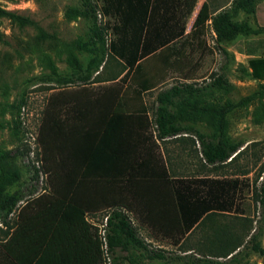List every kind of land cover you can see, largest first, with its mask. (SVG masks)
<instances>
[{
	"label": "trees",
	"instance_id": "1",
	"mask_svg": "<svg viewBox=\"0 0 264 264\" xmlns=\"http://www.w3.org/2000/svg\"><path fill=\"white\" fill-rule=\"evenodd\" d=\"M257 1L204 0L186 32L185 19L196 0H100V13L114 18L108 43L104 30L96 24L97 7L91 0H83V8L66 9L68 18L82 16L92 22L90 43L77 39L72 46L92 53L107 46L122 70L109 79L118 85L83 96L61 97L60 105L40 127L44 161L52 162L47 166L52 191L27 200L11 222L3 221L9 226L4 246L14 264H102L101 236L86 219L102 209H108L103 230L110 264L120 260L155 264L136 256L143 252L148 260L165 258L162 250L149 248L132 218L149 234L176 244L179 232H191L203 215L236 206L238 178L173 174L162 146L171 188L164 190L153 178L161 172L155 151L141 149L138 130L147 127L150 135L152 126L161 144L171 138H191L193 151L202 161L200 172L205 166L237 157L240 143L229 134L228 114L254 100L255 92L237 101L210 99L215 90L232 88L222 74L204 85L194 81L172 84L157 92L150 120L144 93L162 84L171 72L185 80L195 78L200 64L190 53L205 47L201 36L208 24L222 51V43L254 32L233 16L239 11L253 13ZM2 17L32 23L0 5ZM259 48H264V37L249 40L246 52L253 55ZM71 61L77 64L74 55ZM92 62L99 66L101 60L93 58ZM248 64L253 77H264V58L251 57ZM135 115L143 118L133 119ZM198 121L211 132L195 128L192 123ZM12 157L10 151L0 150V209L7 214L19 200L16 193L5 192L7 185L20 178ZM253 196L264 204V177L254 187ZM251 246L264 257L259 243Z\"/></svg>",
	"mask_w": 264,
	"mask_h": 264
},
{
	"label": "rangeland",
	"instance_id": "2",
	"mask_svg": "<svg viewBox=\"0 0 264 264\" xmlns=\"http://www.w3.org/2000/svg\"><path fill=\"white\" fill-rule=\"evenodd\" d=\"M203 1L196 0L185 19L186 32L190 31ZM82 2L83 0H0V5L5 9L32 21L27 23L0 18V150L12 153V161L20 171L19 180L5 188L7 194L19 195V200L8 214L0 209L2 224L5 220L11 222L17 210L27 200L52 191L50 169H47L52 162L44 161L39 131L52 110L60 105L58 100L118 85V82L109 79L120 74L122 64L108 54L107 46L95 49L93 53L72 46L77 39L89 43L92 40V22L89 18L65 16V11L70 6L83 8ZM91 2L97 7L96 24L104 30L108 43L114 18L100 13V0ZM233 20L247 23L254 32L239 34L222 43V51L216 46L215 34L208 24L201 36L205 47H197L190 53L191 58L200 64L195 78L185 80L179 73L171 72L162 84L144 93V100L152 115L159 90L184 81L204 85L219 74L226 77L232 88L227 92L215 90L210 99L237 101L256 93L254 100L246 106L234 108L228 114L229 134L234 141L240 143V152L234 160L212 167L205 166L203 172H200L199 165L202 161L193 151L191 138H171L162 142L173 174L238 178L240 183L236 206L230 211L207 215L206 221H216L218 228H213L215 226L212 224L208 227L204 224L205 221L201 222L186 236L181 246L171 239H160L164 246L158 247L162 242L151 241L146 229L139 227L144 241L153 249H162L165 256L164 259L148 260L143 252L141 255L136 252V256L145 263L213 264L214 256L221 254L224 258L230 256L229 261L235 263L250 264V257L254 256L253 263L264 264V257L251 246L253 242H257L264 249V204L255 201L253 196L254 187L264 177V88L260 85L264 84V77H253L248 64L251 57L264 58V48H259L253 55L246 52L249 40L264 37V0L256 2L253 13L239 11L233 16ZM72 55L77 59V64L71 61ZM93 58L101 60L99 66H95ZM192 125L205 133L211 132L203 122L198 121ZM195 145L197 146L196 143ZM107 212L108 209H102L87 215L89 221L97 227L98 233L102 232ZM215 231L219 234L216 236V243L212 239ZM215 246L219 249L215 250ZM187 247L192 251L183 254V249ZM110 263V256L104 253L102 264ZM116 264L129 263L120 260Z\"/></svg>",
	"mask_w": 264,
	"mask_h": 264
},
{
	"label": "crops",
	"instance_id": "3",
	"mask_svg": "<svg viewBox=\"0 0 264 264\" xmlns=\"http://www.w3.org/2000/svg\"><path fill=\"white\" fill-rule=\"evenodd\" d=\"M150 114L148 115L149 117V120H150ZM133 119H142L143 116H139V115H135L134 117H132ZM150 135L149 133L147 132L146 129H139L138 130V136H139V139L140 140V146H141V149L144 150V152H146V149L145 148H148L151 153L155 151V154L157 156V165L159 167V170L161 171L159 175H156L154 176V180L157 182V184H159L158 182H160L162 184V186L164 187V190H168V189H171L170 186L168 185V180H169V171H168V167H167V162H166V159H165V154L163 152V147H162V144L157 140V138L155 137V131L153 129L152 126H150ZM147 139V140H146ZM159 180V181H158ZM161 187V186H160ZM170 197H172L170 195ZM218 213H222V212H218ZM209 218V217H208ZM86 219L89 221L88 217L86 216ZM207 220V217L205 215H203L200 220H199V223L201 222H204V224H206L208 227L210 226V224H212V226L214 225L215 227L213 228H218L216 227V224H218L216 221L213 223L212 221ZM132 222L134 225L137 226V229H138V232H139V227L140 228H143L142 226H140L138 224V222L132 218ZM145 229V228H144ZM180 229V228H179ZM217 230V229H216ZM219 230V229H218ZM5 231V232H4ZM147 231V229H146ZM148 232V237L149 239L152 241V240H155L156 242H159L160 239H165L167 240L166 238H159V237H155L153 236L152 234H149V231ZM180 233V236L177 240V245H179L181 242H183V240L186 238V236L190 233L189 232H183V234L181 235V232ZM140 235V233H139ZM141 236V235H140ZM216 236H219L218 234V231H215V234L213 236V242L217 241V238ZM9 238V226L7 227L4 223H0V264H14L12 260H10L9 258V250L5 249V241ZM145 239V238H144ZM158 240V241H157ZM162 242V241H160ZM164 242L158 244V247H162L164 246L163 245ZM167 243V241H166ZM216 243V242H215ZM149 248H152L149 246ZM215 250H218L219 248L218 247H213ZM155 249H159V248H155ZM162 250V249H160ZM163 251V250H162ZM192 249L190 248H186L185 250L183 249V254H186L187 252H191ZM196 254V256H199L201 257V255L197 254V253H194ZM206 257H209L208 255H206ZM230 259V256H227V257H222L221 254H216L214 256V263L213 264H245V263H235L232 262V261H229ZM253 260H254V256L250 257V264H263L262 262L260 263H253ZM247 264V263H246Z\"/></svg>",
	"mask_w": 264,
	"mask_h": 264
},
{
	"label": "built area",
	"instance_id": "4",
	"mask_svg": "<svg viewBox=\"0 0 264 264\" xmlns=\"http://www.w3.org/2000/svg\"><path fill=\"white\" fill-rule=\"evenodd\" d=\"M105 222H106V218H105ZM105 225V224H104ZM104 227V226H103ZM99 234L101 236V240H102V248H103V251L104 253L108 254L107 253V244H106V239L104 237V230L102 229V232L99 231Z\"/></svg>",
	"mask_w": 264,
	"mask_h": 264
}]
</instances>
